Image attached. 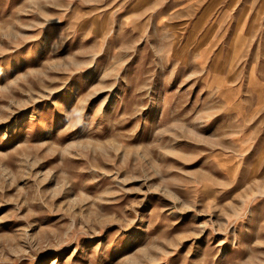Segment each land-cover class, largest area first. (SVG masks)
Masks as SVG:
<instances>
[{
  "label": "rangeland",
  "instance_id": "374dc122",
  "mask_svg": "<svg viewBox=\"0 0 264 264\" xmlns=\"http://www.w3.org/2000/svg\"><path fill=\"white\" fill-rule=\"evenodd\" d=\"M133 1L0 0V264H264V0Z\"/></svg>",
  "mask_w": 264,
  "mask_h": 264
},
{
  "label": "crops",
  "instance_id": "0c3cea01",
  "mask_svg": "<svg viewBox=\"0 0 264 264\" xmlns=\"http://www.w3.org/2000/svg\"><path fill=\"white\" fill-rule=\"evenodd\" d=\"M145 1H149V3L157 6V8H166L170 6L174 9L195 10L202 6L203 1L208 0H134L133 3H137L139 6H142V3Z\"/></svg>",
  "mask_w": 264,
  "mask_h": 264
}]
</instances>
